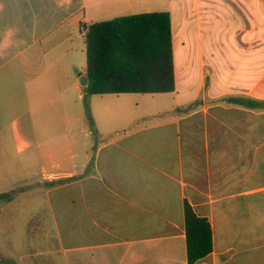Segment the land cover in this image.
I'll list each match as a JSON object with an SVG mask.
<instances>
[{
	"label": "crops",
	"instance_id": "1",
	"mask_svg": "<svg viewBox=\"0 0 264 264\" xmlns=\"http://www.w3.org/2000/svg\"><path fill=\"white\" fill-rule=\"evenodd\" d=\"M147 12L170 13L175 90L119 96L139 97V109L119 111L110 129L93 115L86 129L82 108L71 118L75 165L41 166L61 260L189 264L187 203L212 228V252L193 264H264V0H0L8 146L37 147L20 137L24 124L36 131L38 100L75 102L86 68L75 75L67 41L82 25ZM43 252L55 254L9 262L52 263Z\"/></svg>",
	"mask_w": 264,
	"mask_h": 264
},
{
	"label": "rangeland",
	"instance_id": "2",
	"mask_svg": "<svg viewBox=\"0 0 264 264\" xmlns=\"http://www.w3.org/2000/svg\"><path fill=\"white\" fill-rule=\"evenodd\" d=\"M67 44L78 48L74 55L77 76L86 68L85 37L78 29L75 39L68 40ZM43 88L46 90L47 84H43ZM83 91L84 87L80 84L75 102L72 99L67 102L64 98L56 101L50 98L38 100L36 131L24 124L26 135L23 134L22 139L20 137L21 142L36 141L37 147L34 149L19 153L12 145L9 147L13 138V127L2 130L3 122L0 123V258L5 264H10V258L20 261L21 257L29 254V250L38 251L43 247L51 250V253L55 252L49 255L43 252V259L51 257L50 264H63L56 231L52 227L55 216L51 213L49 199L44 193L46 183L42 177L41 166L47 164L50 157L62 167L75 165L80 122L71 118L77 116V110L83 109L86 129L93 130L89 122L92 115L98 116L102 128L110 129L116 124L119 111L139 109L136 107L140 103L139 97L119 99V96L137 95H90L84 91L83 97L79 98L78 94ZM101 113L105 115H99ZM65 114L70 118L68 121L61 116ZM23 122L27 124V121ZM70 141L72 144L68 146ZM54 147L58 150L50 149ZM70 153L75 156L73 159L70 158ZM38 182L42 183L37 185ZM9 193L11 195L3 197ZM38 223H43L45 228L40 229Z\"/></svg>",
	"mask_w": 264,
	"mask_h": 264
},
{
	"label": "trees",
	"instance_id": "3",
	"mask_svg": "<svg viewBox=\"0 0 264 264\" xmlns=\"http://www.w3.org/2000/svg\"><path fill=\"white\" fill-rule=\"evenodd\" d=\"M85 44L88 94H160L175 90L170 13H139L91 23ZM184 211L187 259L193 264L212 252V228L191 205L186 203ZM0 264H5L1 258Z\"/></svg>",
	"mask_w": 264,
	"mask_h": 264
},
{
	"label": "water",
	"instance_id": "4",
	"mask_svg": "<svg viewBox=\"0 0 264 264\" xmlns=\"http://www.w3.org/2000/svg\"><path fill=\"white\" fill-rule=\"evenodd\" d=\"M79 82L84 87V91L87 93L88 92V88H87V85H88V75L87 74L82 75L80 77V79H79Z\"/></svg>",
	"mask_w": 264,
	"mask_h": 264
},
{
	"label": "built area",
	"instance_id": "5",
	"mask_svg": "<svg viewBox=\"0 0 264 264\" xmlns=\"http://www.w3.org/2000/svg\"><path fill=\"white\" fill-rule=\"evenodd\" d=\"M80 33L82 34V36H86V34H87V27L86 26H84V25H82L81 27H80Z\"/></svg>",
	"mask_w": 264,
	"mask_h": 264
}]
</instances>
